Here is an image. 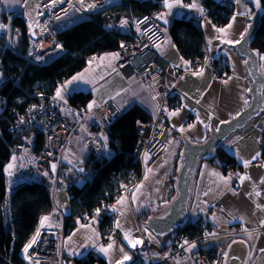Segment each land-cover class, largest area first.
Segmentation results:
<instances>
[{"label":"crops","instance_id":"crops-1","mask_svg":"<svg viewBox=\"0 0 264 264\" xmlns=\"http://www.w3.org/2000/svg\"><path fill=\"white\" fill-rule=\"evenodd\" d=\"M214 1L222 2L223 0ZM229 1L233 4V13L224 26L214 25L209 18H203L201 21L199 28L203 33L207 49V59L202 68L186 72L178 78H175L177 77L175 72H171L172 79L165 87L157 90L145 80L133 78L126 80L116 70L115 59L110 62L107 59L101 62L99 59L101 56L112 53L108 52L95 57L96 60L93 63H88L83 69L58 85L60 87L77 74L85 76V80L69 85L68 91L63 94L64 99L61 101L68 102V97L74 92H88L91 96L85 106L88 110H93L100 103L109 101L119 114L131 105H139L150 115V118H154L163 104V96L171 85L179 95V105L172 108L167 103L164 114L166 119L177 126V131L181 136L185 134L193 142L202 143L208 137L210 130L216 129L221 121L232 119L237 112L246 108L244 100L248 101V105L251 100L249 93L251 79L245 67V59L237 53L234 44L225 42L240 39L241 33L249 25L250 7L245 0ZM193 2L197 3L199 8H203L200 0ZM193 2L192 0L182 1L181 6L173 8L171 14L166 15V19L169 21L167 24L160 19L167 38L159 46L158 51L172 65L173 69H181L187 67L188 64L184 63L187 60L182 57L172 42L168 33V25L173 18L200 16L202 13L197 8L183 6ZM161 9L162 13H168L163 1ZM241 13L244 14L241 15ZM234 16L235 20H233ZM230 23L232 27L229 29L227 25ZM220 28L226 29V33L218 32L217 29ZM220 56H224L227 60L228 76L223 80L217 79L211 70L213 61ZM259 69L264 81V60H259ZM201 70L202 75H193L194 72ZM262 94L264 98V83ZM93 101H95V105L89 109L88 105ZM177 109H179L177 115H169V113L176 112ZM57 110L66 113L69 111L63 106L57 107ZM261 115L257 120L246 122L243 127L230 133L220 145L234 158L236 169L224 172L212 161L200 160L191 179L190 195L187 202L188 220L191 222L204 221L211 232H225L231 225L242 230V237L247 244L236 242L231 246L228 264H264V251H262L264 235H257L251 231L264 225L262 223L264 221V196H262L264 192V182H262L264 181V159L262 160L261 154L264 112ZM189 125L194 126L189 128ZM181 128L184 129L183 132L180 131ZM83 138L82 133H78L72 138L71 146L65 150L62 157L61 173L74 171L84 165L89 152L83 145ZM171 143L172 146L168 145L162 155L145 168L141 180L134 185L131 194L127 196L122 193L104 211L113 215L112 224L123 234L124 238L119 241L111 240L105 244L102 243L98 218L102 216L103 212H96V216L87 222L77 223L68 234L63 233V236L58 238V248L63 253V264H76L75 258L86 256L89 253H93L96 258H101L104 264H116L117 261L123 260L125 254L129 256V259L123 260V264H144L148 257L153 260L162 258L169 248L172 233L166 234L164 236L166 238L158 240L157 244L142 229L146 219L138 216L144 210H149L150 216L163 214L175 196L172 194L175 190L174 183L170 178L176 177L181 164L179 152L182 144L181 139ZM254 156L255 160L252 159ZM260 159L262 160L261 164L254 163ZM245 161H250L247 167H245ZM146 176L147 179H145ZM241 176H247L249 179L242 182ZM225 179L227 184L224 182ZM133 194L136 196L135 200H133ZM122 197L124 203L118 204L117 202ZM53 203L60 209V212L57 213L54 209L46 215L49 219L43 227H50L61 232L63 216L70 211L68 194L56 192L53 196ZM113 206H115V210ZM138 222L141 224L139 228ZM117 223L119 227H117ZM39 228H41V221ZM136 240H140L142 243L133 247L129 241L134 243ZM143 240L147 242V246H144ZM109 244L112 247L105 255L99 249L107 248ZM249 247L250 251H248ZM27 260L28 264H31L29 259ZM93 264L103 263L95 260Z\"/></svg>","mask_w":264,"mask_h":264},{"label":"built area","instance_id":"built-area-1","mask_svg":"<svg viewBox=\"0 0 264 264\" xmlns=\"http://www.w3.org/2000/svg\"><path fill=\"white\" fill-rule=\"evenodd\" d=\"M44 1L26 0L25 2V0H19L16 8L0 22V25L3 26L0 27V33L4 37L0 53V88L8 81L12 85L18 84V78L12 81L11 76L5 72L2 63L4 52L8 51L22 56L27 64H46L65 52L61 41L56 36V29L50 24L57 23L67 17L85 16L101 9L108 2H118L119 0H94L98 5L95 9H87L85 1L88 0H84L83 8L79 0H73L72 3L67 0L65 7L57 12L52 11L53 5L57 2L53 3V0H50V7L43 8L41 4ZM225 1L223 0V2ZM160 10H152L134 18L131 22L126 20L130 27L129 37L120 42L118 48L112 51V53H119V58L115 59V68L126 80L130 78L145 80L157 90L165 87L172 79L171 72H175L177 76L175 78H178L186 72L196 71L190 67L173 69L172 65L159 53V46L167 38L161 21L158 19ZM226 15L229 17L228 14ZM15 17L23 19L29 35V47L25 53L18 40L19 28L14 23ZM57 17L60 18L57 19ZM146 17L147 20H145ZM203 18H209L206 11H203L200 16L194 17L192 21L200 27ZM137 26L140 28L139 32ZM121 43L125 47L121 48ZM57 45L62 47L57 48ZM37 57L41 59H37ZM92 58L94 55L87 56L86 63L88 64ZM206 59L207 50H205L204 62L200 68L204 66ZM211 70L217 79H226L228 76L226 58L218 57L216 64L212 63ZM34 96H36V100L20 110L17 106L9 104L8 94L2 93L0 89V109L7 107L8 113L13 117L9 129L18 135V140L12 147L13 153L19 157L17 172L23 180H33L42 185H49L53 200L56 192H66L69 187L85 179L90 172L92 160H89L88 165H83L74 171L61 173L62 157L65 150L71 146L72 138L78 133H82L84 135L83 145L89 153L97 157L111 158L115 151L107 143L106 152L108 154H103L105 153L104 141L100 134L104 133L108 137L109 125L119 116V112L109 101L100 103L93 110H88L85 107L73 106L68 102L54 99L55 94H35ZM162 100L164 105L160 106L156 116L148 122L139 124L137 128L133 156L140 164L142 173L147 166L153 164L162 155L172 141L181 139L177 126L168 121L164 115L167 103L172 108L179 105V95L174 91L173 86L168 87ZM59 106L68 109V113L58 111L57 107ZM21 118H23L22 123ZM38 133H41L43 137L40 149H37ZM145 154H147V159H145ZM262 160H256L254 163L261 164ZM53 164L56 165L55 170L52 168ZM220 164L225 165L226 163L222 160ZM134 185L126 186L123 193L129 196ZM12 190V185L6 187V193H10ZM262 196H264V192ZM54 209L57 213L60 212V209L55 205ZM140 225L138 222V228ZM199 226L201 231L197 234H193L190 229L173 231L169 248L162 258L153 260L148 257L144 264H228L231 246L236 242L247 244L242 237V230L236 228L235 225H231L225 232H211L204 221H201ZM39 229L40 235L36 243L28 250L31 264H63V253L58 248V238L62 237L64 233L63 222L61 232L50 227ZM251 231L257 235H264V225ZM123 238V234L111 223L101 235L100 241L105 244L111 240L119 241ZM186 241L187 243H185ZM143 244L147 246L145 240H143ZM190 244H195V247L189 248ZM248 251H250V247ZM3 262L12 264L8 260H3Z\"/></svg>","mask_w":264,"mask_h":264},{"label":"trees","instance_id":"trees-1","mask_svg":"<svg viewBox=\"0 0 264 264\" xmlns=\"http://www.w3.org/2000/svg\"><path fill=\"white\" fill-rule=\"evenodd\" d=\"M162 1H111L101 9L78 18L66 27L59 28L56 36L61 41L65 52L43 65L27 64L22 56L4 52L2 63L5 72L11 76L12 81L18 78V84L12 85L8 81L0 88L2 93L8 94L9 104L17 106L20 110L36 100L35 94H54L63 80L87 65V56L98 57L112 52L118 48L120 42L128 39V33L123 35L117 32L122 20L131 22L138 16L161 9ZM226 1L200 0L211 22L218 27L224 26L233 13L232 2ZM260 2L264 8V0ZM9 13L10 11L2 12L0 22ZM192 20L193 18H173L168 25V33L182 57L189 62L187 67L198 70L204 62L207 49L201 29ZM14 23L19 28L18 40L25 53L29 47V35L25 22L21 17H15ZM57 25L58 22L50 24L51 27ZM3 38L0 33V53ZM250 48L257 50L260 56L264 55V14L260 19L257 33L250 43ZM216 60L213 61L214 64ZM90 99L88 92H74L68 97V103L85 107ZM149 120H151L150 115L141 106L131 105L109 125L107 143L114 149V155L107 159L91 153L87 154L84 165H88L89 160H92L88 176L66 191L70 211L63 216L64 234H68L77 223L87 222L96 216L97 209L103 212L98 218L101 235L112 223L113 215L105 213V209L123 193L126 186L138 183L143 175L140 164L134 159L133 152L139 124ZM12 122L13 117L8 113L7 107L0 109V264H4L3 260H8L12 264H28L23 249L35 236L41 218L54 210V203L50 186L33 180H21L12 185L13 190L10 193H6V187L10 184L6 181L4 168L13 153L12 147L18 140V135L9 129ZM262 138L261 154L264 159V132ZM42 142L43 137L41 133H38L37 149L41 148ZM222 160L225 161V165L220 164ZM210 161L224 172L233 171L237 167L234 158L221 146ZM170 180L174 183L175 178ZM172 194H175V190ZM6 200L9 201L11 210H2ZM150 215L149 210H144L138 217L147 220L151 217ZM201 221L188 220L178 229H190L193 234H197L201 231L199 226ZM95 260L104 264V261L99 257L96 258L93 253L74 259L76 264H93Z\"/></svg>","mask_w":264,"mask_h":264},{"label":"water","instance_id":"water-1","mask_svg":"<svg viewBox=\"0 0 264 264\" xmlns=\"http://www.w3.org/2000/svg\"><path fill=\"white\" fill-rule=\"evenodd\" d=\"M250 5L252 12L248 16L249 34L239 44H234L237 53L245 59V67L251 79L249 105L240 112L235 119L228 120V123H220L216 129L210 130L208 137L202 143L193 142L185 134L181 136V148L179 156L181 164L176 173L174 189L175 196L172 199L168 209L161 215L149 217L145 226L154 235H166L172 233L178 228L183 227L188 221L187 202L190 195V185L194 170L200 160H210L220 147L224 139L236 129L245 125L247 121L258 116L264 110L263 98V75L259 69V52L250 48V43L255 37L259 28L260 19L264 14V8L261 5L257 8L255 0H245ZM67 0L57 1L53 5L52 11L57 12L65 7ZM261 4V2H260ZM251 26V27H249ZM120 34L129 32L128 24L123 27L121 24L117 28ZM247 61V63H246Z\"/></svg>","mask_w":264,"mask_h":264},{"label":"snow or ice","instance_id":"snow-or-ice-1","mask_svg":"<svg viewBox=\"0 0 264 264\" xmlns=\"http://www.w3.org/2000/svg\"><path fill=\"white\" fill-rule=\"evenodd\" d=\"M25 2H26V0H25ZM56 2H57V0H53V3H56ZM60 2H63V0H60ZM79 3L81 4V7L83 8L84 7V0H79ZM255 4H256L257 8H260L261 7L260 0H255ZM163 5H164V7L166 9H168V13H160V14H158V19L163 20L164 23L167 24L169 21L166 19V15L171 14V11H172L173 8L178 7V6H181L182 5V0H163ZM97 6H98L97 3H95V2L94 3H89V4H87V9H95V8H97ZM100 6L102 7V5H100ZM183 6L184 7H189V8H197L202 14H203V11H204V9L203 8H199L198 4L195 3V2H193L192 4H189V5H183ZM77 11H80V9H77ZM243 14L244 13H241V15H243ZM59 18L60 17H57V19H59ZM147 19L148 18L146 17L145 20H147ZM233 20H235V16L233 17ZM126 24H127V21L126 20H122L121 21V26L122 27L124 25H126ZM0 27H3V26L0 25ZM30 27H31V25H30ZM109 27H111V26H109ZM231 27H232L231 23L229 25H227V28L230 29ZM249 27H251V26H249ZM137 31L138 32L140 31L139 26H137ZM217 31L218 32H222V33H226V29H224V28L217 29ZM248 34H249V30H248V28H246L244 30V32L241 33V36H240V39L239 40H227L225 42H227L229 44H239V43H241V41H243L245 39L246 35H248ZM56 47L57 48H61L62 46L61 45H57ZM123 47H125V45L123 43H121V48H123ZM29 55H31V53H29ZM118 58H119V53H109V54H106L105 56H101L99 59H100L101 62H103L106 59L109 60V62H110L111 60L118 59ZM37 59H41V58L40 57H37ZM261 59L264 60V55L261 56ZM95 60H96V58L94 57V58H92L91 61H89V63L91 64ZM184 63L185 64H188L189 62L188 61H184ZM246 63H247V61H246ZM193 75H202V70L200 72H194ZM81 80H85L84 74H77L76 76H73L71 78V80L66 81L63 85H61L60 87L57 88V90H56V96H55L54 99L63 100L64 99V95L63 94H64L65 91H68L69 85H72L74 82L81 81ZM86 82H90V81H86ZM225 83H227V81H225ZM94 105H95V101H93L92 103H90L88 105V108L91 109ZM244 106L245 107L248 106V101L247 100H244ZM241 111H243V109ZM178 112H179V109H177L176 112L169 113V115L170 116H175V115L178 114ZM239 115H240V112H237L236 113V116H239ZM197 118L199 119V117H197ZM233 119H235V117H233ZM22 122H23V118H21V123ZM221 123H228V121H221ZM193 126L194 125H189V128H191ZM180 131L183 132L184 129L181 128ZM101 138L104 141L103 148L105 149V153H103V154H108L106 152V150H107L108 137L107 136H102ZM257 156H259V153H257ZM14 159H15V157H13V160ZM145 159H147V154H145ZM252 159L255 160L256 157L254 156ZM244 163H245V167H247L248 164L250 163V161H245ZM12 167H13V165L10 163L5 168V172H7V174L9 176L12 175V171H11ZM55 167H56V165L53 164L52 165L53 170H55ZM80 171L82 172L83 169L81 168ZM149 171H151V170L149 169ZM45 175H47V173H45ZM145 179H147V176L145 177ZM245 179H249V177H247V176H241L240 177V180L242 182ZM224 182H225V184H227V180L226 179L224 180ZM262 182H264V181H262ZM137 187L139 188L140 186L138 185ZM257 195H259V193H257ZM135 198H136V196H135V194H133V200H135ZM117 203L118 204L124 203V198L122 197L121 200H119ZM258 207H260V206L258 205ZM113 209L115 210V206H113ZM98 212H99V209H97V213ZM48 219H49V217H47V216L41 218V227L44 226L45 222ZM262 223H264V221H262ZM82 227H83V225H82ZM117 227H119V224L118 223H117ZM39 235H40V229L38 228L37 229V232H36V235L33 236L32 240L28 244H26L25 247H24V249H23V252L25 254V259H30V257L28 256V250H29V248L32 247L33 244L36 243L37 238L39 237ZM126 238H127V236H126ZM129 243L132 244L133 247H135L136 244H140V243H142V241L136 240L134 243L132 241H129ZM185 243H187V241ZM111 247H112V245L109 244L107 248H103L102 247L99 250L101 252H103L105 255H107L108 254V251H109V249H111ZM188 247L189 248L195 247V244H190V245H188ZM262 251H264V249H262ZM128 259H129V256L127 254H125L124 257H123V260H128ZM123 260L117 261L116 264H123Z\"/></svg>","mask_w":264,"mask_h":264},{"label":"rangeland","instance_id":"rangeland-1","mask_svg":"<svg viewBox=\"0 0 264 264\" xmlns=\"http://www.w3.org/2000/svg\"><path fill=\"white\" fill-rule=\"evenodd\" d=\"M194 0H192L193 2ZM19 0H0V14L2 12H9L10 10H14L18 4ZM162 9L160 10V13H162ZM72 12H75V10H72ZM84 15H79V16H73V17H67L62 19L61 21L58 22V25L56 27H54V29H56V31L59 28H63L68 26L69 24L73 23L74 21H76L78 18L83 17ZM259 60L261 59V56H259ZM264 111H261L260 114L252 119H250L247 122H251V120H257V118L259 116H262L261 114H263ZM104 136L103 133L100 134V137ZM170 146H172V143L169 144ZM13 157H15V159L13 160ZM19 161V157L17 156V154L12 153L10 160L8 161V163L6 164L9 165L10 163L13 165L11 171H12V175L9 176L7 174V172H5L6 175V181L8 184L10 185H14L16 183H18L19 181L23 180L22 176L19 175V173L17 172V166H18V162ZM5 166V168H6ZM4 168V171H5ZM56 194V193H55ZM119 197V196H118ZM118 197L116 199H118ZM115 199V201H116ZM114 201V202H115ZM2 210H11L10 207V203L9 201H4L3 205H2ZM147 227L145 225H142V229L143 231L146 232L147 236L154 242H156L158 244V240H164L166 237H164L165 235H154L151 231H148V229H146ZM151 232V233H150ZM172 235V234H171Z\"/></svg>","mask_w":264,"mask_h":264},{"label":"bare ground","instance_id":"bare-ground-1","mask_svg":"<svg viewBox=\"0 0 264 264\" xmlns=\"http://www.w3.org/2000/svg\"><path fill=\"white\" fill-rule=\"evenodd\" d=\"M72 1L73 0H70V3H72ZM94 2H95L94 0H88V1H85V5L87 6V4L94 3ZM41 7L43 8L50 7V0H45L44 2H42Z\"/></svg>","mask_w":264,"mask_h":264}]
</instances>
